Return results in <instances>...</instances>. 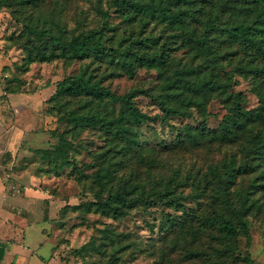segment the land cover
<instances>
[{
	"label": "trees",
	"instance_id": "1",
	"mask_svg": "<svg viewBox=\"0 0 264 264\" xmlns=\"http://www.w3.org/2000/svg\"><path fill=\"white\" fill-rule=\"evenodd\" d=\"M101 1L108 0L96 1V11L101 15L100 24L86 30L67 34L58 24L53 30L51 26L39 28L31 22L25 23V38L21 44L24 70L34 61L47 62L56 57L106 58L128 71H132L133 61L137 65H163L172 46L169 42L159 43L160 34L174 29L168 34L170 42L178 44L175 48L185 47L189 61L180 68L175 67L171 78L162 84L160 95L151 97L159 103L163 119L193 116L190 108L178 104L181 94L198 98L202 109L197 123H186L178 128L168 147L226 142L238 144L240 150L208 165L200 178L190 173L180 177L177 170H172L167 178L154 180L145 191L141 182L131 181V177L119 174L116 188L112 189L118 168L116 162H124L129 152L138 148L133 128L147 115L139 110L133 97L143 89L135 87L124 93H115L91 78L92 72H87L88 63L80 72L58 80L52 95L54 99L58 95L78 97L77 105L65 110L59 118L73 127L95 126L106 141V148L97 155L98 161H105L106 164L102 172L95 174V180L102 187L108 184V190L99 199L87 201L86 207L93 205L95 210L105 215L120 218L136 205L163 203L180 211L181 215L167 217L168 227L162 241L169 233L185 230L193 239L189 244L195 245L185 248L181 261H208L205 257L211 256L209 264H233L241 253L237 243L238 236L242 235L245 248L241 260L245 264H259L247 250L250 235L246 216L260 210L257 193L264 192V182L255 181L256 178L264 181V93L258 90V105L244 108L241 93L231 92L229 87L234 72L244 76L251 74L258 78V82L264 81V0H110L108 5L126 20L140 15L146 18L145 23L151 21L152 27L155 23L161 24L158 33H152V29L147 32L139 29L132 36L130 31L127 36L118 38L116 43H105L114 35H104V31L113 27L108 21L111 10L104 9ZM19 3L36 4L35 0H19ZM155 44L157 47L150 51L138 49ZM226 65H232V68L225 71L224 79L220 77L219 69L224 71ZM2 90L0 98L5 96V92H14L7 86ZM212 93L232 101L230 111L222 115L215 127L206 125L207 113L204 110L205 100ZM81 97H84L83 101H80ZM102 97L120 102L116 115L101 111L99 101H93ZM49 109L50 105L45 111ZM254 127L256 129L252 130ZM57 136L58 141L51 149L34 147L35 152H40L39 159L46 165L52 161L62 164L68 161L70 142L61 132ZM114 156H118L117 161H113ZM251 174H254L253 177L245 182L243 177ZM187 182L193 185L194 193L183 194L179 189ZM189 198L194 200L196 208H188L182 202V199ZM202 205L208 206L209 212L197 214L195 209H201ZM204 229H208L207 241L199 236ZM99 232V243L91 237L79 247L70 249L62 258L73 256L82 259L90 250L105 255L109 248L106 264H118L121 254L133 245L131 233L111 225H104ZM183 236L184 233L170 240L171 252L178 250L179 238ZM151 248V253H156L160 260L165 257L164 245L158 251ZM208 249L210 253L206 255Z\"/></svg>",
	"mask_w": 264,
	"mask_h": 264
},
{
	"label": "rangeland",
	"instance_id": "2",
	"mask_svg": "<svg viewBox=\"0 0 264 264\" xmlns=\"http://www.w3.org/2000/svg\"><path fill=\"white\" fill-rule=\"evenodd\" d=\"M96 1L35 0L36 4L32 5L20 4L19 0H0V86L3 88L7 86L15 94L12 95L13 99L7 100L6 111L8 110L10 115L15 110L16 123L22 127H32L33 137L27 141L32 143V147L53 148L58 141L59 132L63 133L70 142L68 161L63 164L52 161L50 165H46L39 159L40 152H35L36 148H33L34 151L31 152L29 149H24L20 155L18 154L20 151L17 150L15 156L17 162L13 167L17 169L31 159L32 170L40 177L39 185L50 193L47 215L50 222L36 220V215L33 214L30 215L32 219L28 220L26 226L16 222L20 224L16 225L18 226L16 228L10 224L0 228V248H3L5 253L0 264H9L11 257L24 254L25 251L30 253L28 264H46L49 250L52 255L58 257L61 254L65 256L70 249L79 247L91 237L95 243H99V229L104 225L129 231L132 235L133 245L121 254L118 264H209L211 256L205 257L208 261L180 260L187 246H195L189 244L193 239L185 230L169 233L162 241L165 229L168 227L167 217L181 215V212L173 207L159 202L147 206L136 205L129 209L127 215L120 218L105 215L95 210L93 205L91 208L86 207L87 201L99 199L108 190V184L102 187L95 180V174L102 172L106 164L105 161L99 162L97 158L100 151L106 148V141L101 131L95 126L73 127L59 118L65 110L77 105L78 97L69 95H58L55 99L52 97L58 80L66 75L80 72L88 63L87 72H92L91 78L98 80L101 85L115 93H124L135 87L143 89V92L133 97L139 110L147 115L133 128L138 148L129 152L124 162H116L115 166L118 168L115 171L112 189L116 188V177L119 174L126 178L131 177V181L141 182L145 191L154 180L167 178L172 170H177L180 177L190 173L200 178L208 165L227 158L232 152L239 153L240 148L238 144L226 142L185 145L181 148L168 147V144L173 142L178 128L186 123L191 125L197 123L202 109L198 98L181 94L177 100L178 104L190 108L193 116H169L163 119V111L159 103L151 97V95H160L162 84L171 78L175 67L180 68L189 61L188 50L185 47L175 48L178 44L170 42L168 34L174 29H167L160 34L159 43L169 42L172 46L168 60L163 65H137L133 61L132 71H128L116 66L113 61L109 62L106 58L98 59L88 56L80 59L56 57L47 62L34 61L27 66V70L23 68L21 44L25 38V23L31 22L39 28L51 26L53 30H56V24H58L66 30L67 34L70 31L86 30L98 26L101 22V15L96 11ZM109 1H101L104 9L111 10L108 21L113 27L111 30L104 31V35L113 34L114 38L104 41L105 43H116L118 38L127 36L130 31L134 36L139 29H144L146 32L152 29V33H158L160 23H155L152 27V22L145 23L146 18L140 15L133 20H126L125 16L113 11V7L108 5ZM154 47L157 45L140 46L138 49L150 51ZM231 68L232 65H226L224 71L219 69L220 77L226 79L224 73ZM258 90L264 93L263 80L258 82V78L251 74L244 76L238 72L233 73L229 91L241 93L243 99L241 105L244 108L258 105ZM2 98L6 99V96ZM83 100L84 97H81L80 101ZM94 100L99 101L101 111L111 115H116L121 105L120 102H112L106 97ZM231 104V100L224 99L216 93L208 95L204 103V110L207 113L206 125L217 126L222 115L230 111ZM11 105L14 109H9ZM49 105L50 109L46 112L45 109ZM12 119V117L8 118V122H12ZM255 129V127L252 128V130ZM4 156L3 154L2 161ZM117 160L118 156H114L113 161ZM2 161L0 158V162ZM253 175H246L243 180L246 182ZM255 181L264 182L263 179L257 178ZM179 189L183 194L194 193V187L189 182ZM257 195L261 204L260 210L246 216L250 235L247 250L255 261L264 264V192H258ZM182 202L188 208H196L194 200L190 198L182 199ZM208 209V206L202 205L201 209L197 208L195 212L203 214L209 212ZM200 232L201 240L207 241L208 229ZM46 233L49 238H46ZM182 233L184 236L179 238L178 250L171 252L170 240ZM9 236L11 239L5 240ZM41 242L43 243L39 246ZM237 244L241 253L238 254L237 262L233 264H245L241 260L242 251L245 248V239L242 235L238 236ZM162 245L165 247V257L160 260L156 253H151V247L158 251ZM106 252L103 255V252L90 250L85 258H72V261L77 264L78 262L79 264H106L110 249L108 248ZM207 252L206 255L210 253V250L208 249ZM18 262L21 264L23 261L20 258ZM24 262L27 264L26 261Z\"/></svg>",
	"mask_w": 264,
	"mask_h": 264
},
{
	"label": "crops",
	"instance_id": "3",
	"mask_svg": "<svg viewBox=\"0 0 264 264\" xmlns=\"http://www.w3.org/2000/svg\"><path fill=\"white\" fill-rule=\"evenodd\" d=\"M2 93V87L0 86V95ZM12 95L15 94H6V99L0 98L1 161L3 158L2 155H5L4 160L0 162V228L5 227L8 224L14 226L15 228L18 227L16 225L20 224L26 226L28 220L30 221L32 219L30 215L33 214L36 215V220H48L50 222V218L49 216H47L49 212L48 208L50 203V193L47 189L42 188L39 185L40 177L32 170V162L28 160L25 165L17 169L13 167V165L17 162L15 159L17 150L20 151L18 152V154L20 155L24 152V149H29V151L31 152L32 148H34L32 147L31 142H27L33 137L34 131L32 130L31 126L26 128L16 123L17 121H15V110H13L14 113H10V115L9 111H6V102L10 98H12ZM9 109L14 108H12L11 105ZM9 116L13 118L12 122L10 123L8 122V118H11ZM6 146L7 148H5ZM29 146L31 147L29 148ZM15 218L18 220H14ZM16 222H20V224H17ZM46 234V238H49L48 233ZM8 239H11L10 236L5 240ZM43 242H41L39 246ZM29 255V251H25L24 254L14 255V258L11 257L12 259L10 260L9 264H20L18 262L20 258L23 261L21 264H24V261H26V263L28 264L27 260L29 259ZM4 256V249L0 248V262L3 261ZM62 256V254L58 257L54 254L52 255L49 250V254L45 260V263L77 264L72 261L77 257L69 256L67 259L62 258Z\"/></svg>",
	"mask_w": 264,
	"mask_h": 264
}]
</instances>
